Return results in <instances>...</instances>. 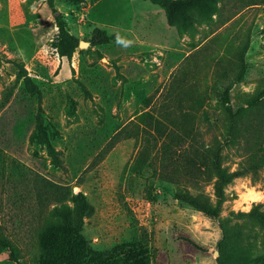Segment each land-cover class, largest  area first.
Returning a JSON list of instances; mask_svg holds the SVG:
<instances>
[{
    "label": "rangeland",
    "instance_id": "374dc122",
    "mask_svg": "<svg viewBox=\"0 0 264 264\" xmlns=\"http://www.w3.org/2000/svg\"><path fill=\"white\" fill-rule=\"evenodd\" d=\"M203 2L209 19L185 31L148 0H56L79 42L64 49L48 0H0V264H45L47 196L59 199L46 180L94 207L82 236L95 252L137 242L150 264H264V230L250 217L264 213V104L235 115L264 92V0ZM242 41L246 77L223 108ZM218 183L217 217L185 199L215 207Z\"/></svg>",
    "mask_w": 264,
    "mask_h": 264
},
{
    "label": "trees",
    "instance_id": "16d2710c",
    "mask_svg": "<svg viewBox=\"0 0 264 264\" xmlns=\"http://www.w3.org/2000/svg\"><path fill=\"white\" fill-rule=\"evenodd\" d=\"M56 0H48V4L52 13L55 16L56 24L59 28L60 35L59 41L64 49L78 48L79 42L76 38L70 35L66 28V24L59 14L58 10L54 7ZM73 2L76 0H65ZM152 5L160 7L168 18L170 26L182 28L185 31L193 30L195 24H191L192 20L196 17L201 19V14L206 10L213 9L203 0H148ZM262 2L259 4H252L242 6L238 8L237 12L230 18H227L222 25L228 24L227 28L235 26V23L246 13L247 8L252 6H262ZM190 11L187 13L186 11ZM177 14L183 19L180 23L177 20H173V15ZM239 16V17H238ZM238 17V18H237ZM190 28V29H189ZM226 29V28H225ZM251 33V29H248V34ZM101 43H107L109 39L107 36L99 31V37L97 38ZM237 60L235 67L238 70L237 75L231 80L224 88V92L220 96L221 104L223 108H230V95L234 86L242 83L246 77L247 65L245 63V56L249 49V42L242 41L236 47ZM264 104V92L257 96L254 100L250 101L246 108H239L235 115L240 117L242 113L252 110L259 105ZM204 119L206 114L203 115ZM50 130L39 128L36 130V136L40 139H45V144L48 147L49 155L52 159L54 166L57 169L65 171V166L62 160L55 153V149L49 142ZM116 137H113L111 141H115ZM112 146V143L107 144L103 151L96 157L95 160H99L104 157L107 150ZM19 166V164H16ZM215 171L218 173L219 181H226V175L217 165ZM45 185L51 189L59 191V199L56 194L49 193L48 198L50 202L55 203V209L50 213V217L47 218V226L42 230L40 234L39 246L41 249L40 260L45 264H150L149 254L144 245L137 242L129 243L128 247H120L113 252L99 253L95 252L88 242L83 238V224L85 218H91L94 214V207L90 204L88 199L82 194L74 195L71 188L59 186L49 180L45 182ZM218 187V188H217ZM216 187L217 205L212 207L206 203L201 196H193L188 194L185 199L189 203L211 217H217L218 208L223 198L222 190L219 187V183ZM66 200L73 202V206L70 207L66 203ZM252 220L257 221V225L261 230H264V213L258 211L250 215ZM264 240V235L261 237ZM264 243V241H263ZM11 255L13 254L14 247L9 244L8 247ZM128 250V251H127ZM14 258V257H13ZM16 260V258H14ZM264 259V258H262Z\"/></svg>",
    "mask_w": 264,
    "mask_h": 264
},
{
    "label": "water",
    "instance_id": "95a60500",
    "mask_svg": "<svg viewBox=\"0 0 264 264\" xmlns=\"http://www.w3.org/2000/svg\"><path fill=\"white\" fill-rule=\"evenodd\" d=\"M87 46H88L87 43H84V42H81L80 43V47H82V48H86ZM75 190H77V189H75Z\"/></svg>",
    "mask_w": 264,
    "mask_h": 264
}]
</instances>
